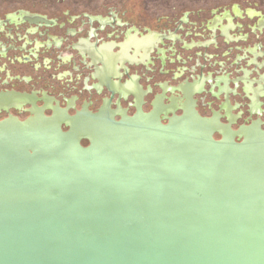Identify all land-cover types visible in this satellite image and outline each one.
Listing matches in <instances>:
<instances>
[{"label": "water", "instance_id": "obj_1", "mask_svg": "<svg viewBox=\"0 0 264 264\" xmlns=\"http://www.w3.org/2000/svg\"><path fill=\"white\" fill-rule=\"evenodd\" d=\"M111 103L0 121V264H264V121Z\"/></svg>", "mask_w": 264, "mask_h": 264}, {"label": "flooded vegetation", "instance_id": "obj_2", "mask_svg": "<svg viewBox=\"0 0 264 264\" xmlns=\"http://www.w3.org/2000/svg\"><path fill=\"white\" fill-rule=\"evenodd\" d=\"M111 2L0 0V121L111 101L130 116L162 102L167 123L190 94L234 130L264 121V0H184L136 20Z\"/></svg>", "mask_w": 264, "mask_h": 264}, {"label": "rangeland", "instance_id": "obj_3", "mask_svg": "<svg viewBox=\"0 0 264 264\" xmlns=\"http://www.w3.org/2000/svg\"><path fill=\"white\" fill-rule=\"evenodd\" d=\"M102 1V0H98ZM111 4L120 6L122 9L129 11L131 18L133 19H143V16L150 17L151 15L166 14L169 11V6L176 5L181 10L189 8V6L184 7V0H112ZM228 0H218L217 5L225 4L224 2ZM184 7V8H182ZM0 8L2 5L0 4ZM191 8V7H190ZM194 9L197 7H193ZM2 9H5L3 7ZM2 13V12H0Z\"/></svg>", "mask_w": 264, "mask_h": 264}]
</instances>
